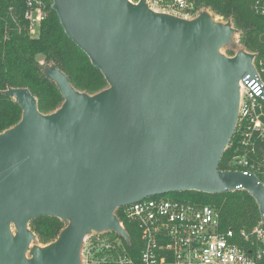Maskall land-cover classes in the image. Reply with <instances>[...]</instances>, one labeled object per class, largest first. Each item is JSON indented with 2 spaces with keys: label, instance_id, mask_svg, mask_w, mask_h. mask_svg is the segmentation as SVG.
Listing matches in <instances>:
<instances>
[{
  "label": "water",
  "instance_id": "1",
  "mask_svg": "<svg viewBox=\"0 0 264 264\" xmlns=\"http://www.w3.org/2000/svg\"><path fill=\"white\" fill-rule=\"evenodd\" d=\"M51 8L108 87L81 92L48 66L64 99L50 114L28 88L4 91L23 113L0 133V264H82L91 233L130 241L118 209L173 192L246 190L264 219L258 176L219 169L241 82L256 74L255 54L222 53L237 44L232 22L155 12L145 0H52ZM40 217L67 224L44 246L30 227Z\"/></svg>",
  "mask_w": 264,
  "mask_h": 264
},
{
  "label": "trees",
  "instance_id": "2",
  "mask_svg": "<svg viewBox=\"0 0 264 264\" xmlns=\"http://www.w3.org/2000/svg\"><path fill=\"white\" fill-rule=\"evenodd\" d=\"M200 11L210 10L226 22H232L240 40L235 48L224 50L232 57L244 50L256 55V61L264 62V17L254 14L251 0H197ZM49 6L46 20L38 28V35H30L29 23L24 19L25 0H0V133L18 124L23 110L12 97L4 91L10 88H28L38 99L39 110L50 114L58 110L64 99L55 84L46 74V68L56 65L65 72L70 83L79 91L94 95L108 87L105 77L93 66L89 57L70 40L55 11ZM42 57L43 61L39 58ZM247 154L250 163L259 167L264 161V142L257 141L255 152L238 151V132L236 131L226 149L219 169L239 171L242 168L233 164L236 155ZM264 184V168L256 171ZM171 198L209 205L220 215L221 229L239 233L242 229L251 230L262 220L259 206L254 197L246 190L220 194L200 192H173L151 197ZM121 210H117L121 221ZM66 223L54 217H40L30 224L37 235L36 244L47 245L55 241ZM130 242L127 253L138 262L143 243L140 230L136 225L124 222ZM237 243L246 248L247 244L239 239Z\"/></svg>",
  "mask_w": 264,
  "mask_h": 264
},
{
  "label": "built area",
  "instance_id": "3",
  "mask_svg": "<svg viewBox=\"0 0 264 264\" xmlns=\"http://www.w3.org/2000/svg\"><path fill=\"white\" fill-rule=\"evenodd\" d=\"M138 4L141 0H130ZM155 12L193 19L200 14L197 0H145ZM52 0H25L24 19L30 32L48 16ZM52 6V5H51ZM254 14L264 17V0H251ZM256 74L241 82L238 151L255 152L257 141L264 142V62L254 61ZM233 164L245 174L264 168L250 163L247 154L236 155ZM123 221L140 230L143 249L138 262L127 253L123 237L114 232L91 233L84 239L82 264H264V219L251 230L239 233L221 229L215 208L171 198H147L120 208ZM127 232V231H126ZM129 236V235H128ZM130 239V238H129ZM237 239L245 242L244 248Z\"/></svg>",
  "mask_w": 264,
  "mask_h": 264
},
{
  "label": "rangeland",
  "instance_id": "4",
  "mask_svg": "<svg viewBox=\"0 0 264 264\" xmlns=\"http://www.w3.org/2000/svg\"><path fill=\"white\" fill-rule=\"evenodd\" d=\"M204 11H208V12H210V13L212 14V16H213L216 20H218V21H222V22H226V21H224L222 18L216 16V15H215L213 12H211L210 10H204ZM36 32H37V35H38V30H36ZM30 35H31V36H34L32 32H30ZM239 40H240L239 35H236V36H235V42L238 43ZM222 53L225 54V55H227V56H229L225 50H223ZM39 60H40V61H43V58L40 57ZM40 245H41V246H44V245H42V244H40Z\"/></svg>",
  "mask_w": 264,
  "mask_h": 264
}]
</instances>
